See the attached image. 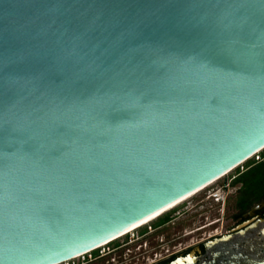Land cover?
Segmentation results:
<instances>
[{
	"label": "water",
	"instance_id": "water-1",
	"mask_svg": "<svg viewBox=\"0 0 264 264\" xmlns=\"http://www.w3.org/2000/svg\"><path fill=\"white\" fill-rule=\"evenodd\" d=\"M263 148L264 0H0V264H62Z\"/></svg>",
	"mask_w": 264,
	"mask_h": 264
},
{
	"label": "flooded vegetation",
	"instance_id": "flooded-vegetation-1",
	"mask_svg": "<svg viewBox=\"0 0 264 264\" xmlns=\"http://www.w3.org/2000/svg\"><path fill=\"white\" fill-rule=\"evenodd\" d=\"M220 188H232L233 204L222 212L218 207V217L210 222V208H197L204 205L203 198L188 210L167 214L149 229L138 232L134 240L62 264H168L178 257L184 258L183 264H264V153L236 171ZM187 212V218L178 220ZM218 228L220 232H214ZM211 231L213 234L207 235ZM216 238L219 244L208 248L207 243ZM189 256L194 260L189 261ZM147 259L151 261L143 263Z\"/></svg>",
	"mask_w": 264,
	"mask_h": 264
},
{
	"label": "rangeland",
	"instance_id": "rangeland-1",
	"mask_svg": "<svg viewBox=\"0 0 264 264\" xmlns=\"http://www.w3.org/2000/svg\"><path fill=\"white\" fill-rule=\"evenodd\" d=\"M264 153V149L260 152V155H262ZM251 160H257L256 157H252L251 159L247 160L246 162H244L242 165H240L239 167L237 168H234L233 170H231L230 172H228V174H225L224 176H222L221 178H219L218 180H216L215 182H213L211 185H209L208 187H206L205 189L199 191L198 193H196L195 195H193L192 197L188 198L186 201L182 202L181 204L177 205L176 207H174L173 209H170L166 212H164L163 214H161L160 216H158L157 218L153 219L152 221L146 223L145 225L143 226H140L138 228H136V230L134 232H131L129 235H125L119 239H116L112 242H110L109 244L105 245L103 247V249H106L108 250V246L109 247H112L114 246L115 244L117 243H122V242H125L127 239L131 240V239H135L138 232H140L142 229H149L150 228V225H153L160 217H163L167 214H170L172 212H174L175 210L179 209V211H184V210H188L189 206L193 203H195L196 201H199V200H202L204 198V205L200 206V207H197V208H202V207H208L210 208L209 212H208V216H209V219L208 221L210 222L211 219L215 218V217H218V207H221V212L223 211V209H227V208H231L232 207V204H233V197H232V188H229V191L227 190H223L221 187L222 183H224L225 181H227L230 177H232L236 171H238L239 169H242V167L244 165H246L249 161ZM213 192H217L219 197H220V200L216 201L214 199V197H210L209 195L212 194ZM208 196L210 199H208ZM220 205V206H219ZM189 212L187 213H183L182 215H180L178 217V220L181 219V218H187ZM193 227V226H192ZM220 229L221 228H218L217 230L215 229L214 232H220ZM213 234L212 231L207 234V235H211ZM133 239V240H134ZM194 241V239H193ZM135 244V241H133L129 246L131 247V249H134L133 246ZM102 249V250H103ZM88 256H86L87 258ZM84 258H75L73 261L71 260V262H78L79 260H83ZM151 260L148 259L145 260L143 263H146V262H150Z\"/></svg>",
	"mask_w": 264,
	"mask_h": 264
},
{
	"label": "bare ground",
	"instance_id": "bare-ground-1",
	"mask_svg": "<svg viewBox=\"0 0 264 264\" xmlns=\"http://www.w3.org/2000/svg\"><path fill=\"white\" fill-rule=\"evenodd\" d=\"M253 155H254V154H253ZM253 155H251V156H253ZM235 168H236V167H235ZM233 169H234V168H233ZM233 169H231V170H233ZM231 170H230V171H231ZM230 171H228V172H230ZM228 172H226V174H228ZM224 175H225V174H224ZM224 175H223V176H224ZM220 178H221V177H220ZM218 179H219V178H218ZM218 179H215V180L209 182L208 184H206V185L200 187L199 189H196L195 191H193V192L187 194L186 196H184V197H182V198H180V199L174 201L173 203H171V204L165 206L164 208H162V209L156 211L155 213L149 215L148 217H146V218H144V219H142V220H140V221L134 223L133 225L127 227V228H126L125 230H123L122 232H120V233L114 235L111 239H109V240H107L106 242H104V243L98 245V247H96V248L98 249L99 247H102V246L108 244L109 242H111V241H113V240H115V239H118V238L124 236L125 234L129 233L130 231H133V230H135L136 228L145 225L146 223H148V222L152 221L153 219L157 218L158 216H160V215L163 214L164 212H166V211H168V210H170V209H173V208L176 207L177 205H179V204H181L182 202L186 201L188 198L192 197L193 195H195V194L198 193L199 191L205 189L206 187H208L209 185H211L213 182H215V181L218 180ZM210 197H213V195L210 194ZM87 252H89V251H87ZM87 252H85V253H87ZM83 254H84V253H83ZM79 256H82V254H80V255H78V256H75V257H73V258H71V259L74 260L75 258H77V257H79ZM71 259H69V260H71ZM69 260H67V261H65V262H68Z\"/></svg>",
	"mask_w": 264,
	"mask_h": 264
},
{
	"label": "built area",
	"instance_id": "built-area-1",
	"mask_svg": "<svg viewBox=\"0 0 264 264\" xmlns=\"http://www.w3.org/2000/svg\"><path fill=\"white\" fill-rule=\"evenodd\" d=\"M264 149V148H263ZM262 149V150H263ZM262 150H260V151H258V152H256L253 156H251L249 159H251L252 157H256L257 159H259L260 158V152L262 151ZM249 159H247V160H249ZM246 160V161H247ZM246 161H244V162H246ZM244 162H242L240 165H242ZM239 165V166H240ZM239 166H237V167H239ZM236 167V168H237ZM212 195H213V197H214V199L216 200V201H218V200H220V197H219V195H218V193L217 192H213L212 193ZM136 230V229H135ZM135 230H133V231H130L129 233H127V234H125V235H129L131 232H134ZM124 235V236H125ZM123 237V236H122ZM121 238V237H120ZM119 239V238H118ZM116 240V239H115ZM114 241V240H113ZM112 242V241H111ZM110 243V242H109ZM108 243V244H109ZM122 243H124V242H122ZM107 245V244H106ZM105 246V245H104ZM104 246H102V247H99L98 249H100V248H103ZM98 249L97 248H95V249H93V250H90L89 252H87V253H84V254H82V256H79V258H86V256H92L91 254H92V252H94L95 250H97L98 251ZM72 261H73V259H71ZM71 260H69L68 262H64V263H69V262H71Z\"/></svg>",
	"mask_w": 264,
	"mask_h": 264
},
{
	"label": "trees",
	"instance_id": "trees-1",
	"mask_svg": "<svg viewBox=\"0 0 264 264\" xmlns=\"http://www.w3.org/2000/svg\"><path fill=\"white\" fill-rule=\"evenodd\" d=\"M165 216H166V215H165ZM163 217H164V216H163ZM163 217H160L157 221L161 220ZM157 221H156V222H157ZM156 222H155V223H156ZM145 229H146V228H145ZM142 230H144V229H142Z\"/></svg>",
	"mask_w": 264,
	"mask_h": 264
}]
</instances>
